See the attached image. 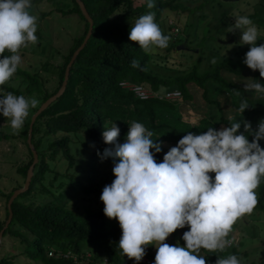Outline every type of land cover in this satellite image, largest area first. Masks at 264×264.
<instances>
[{
  "label": "trees",
  "instance_id": "trees-1",
  "mask_svg": "<svg viewBox=\"0 0 264 264\" xmlns=\"http://www.w3.org/2000/svg\"><path fill=\"white\" fill-rule=\"evenodd\" d=\"M44 1L31 0V3L37 5ZM72 1V9L67 12L58 9L56 13L80 17L84 28L82 33L74 38L63 65L58 68V83L55 89L48 91L40 73H29L19 66L14 75L23 79L25 90L0 85L6 93L17 96H24V92L29 96L39 94L41 104L34 108L33 115L61 89L66 67L88 33L90 24L77 2ZM82 1L94 21L93 33L71 69L66 91L34 124L32 143L38 153L39 163L35 167L29 190L12 204L13 219L3 236V241L7 236L17 241L13 247L17 248L18 254L9 252L3 255L0 257V264H15V260L20 256L43 264H104L106 260L107 264H141V261L129 259L119 248L122 229L118 221L110 220L104 215L103 209L86 211L80 215L70 208L71 202L80 197L100 198L104 186L112 183V178L101 169L113 167L114 161L112 158L101 161L97 152L102 154L108 147L103 142L102 132L111 128L114 123L120 128V143L125 142L133 121L142 123L153 133L151 139L162 145L161 151L155 153L156 161L162 162L164 155L171 147L176 146L187 132L200 134L206 132L209 127L220 130L221 127H228L241 120L250 122L255 130L258 122L264 119V97H255V91L245 92L243 84L224 76L227 73L237 78L246 77V73L251 69L241 58L217 54V57L214 56L217 61L215 64L210 63L208 68L201 69L199 64L187 66L173 58L171 52L175 47L172 45L164 54L150 49L144 50L129 40L131 26H134L142 15L154 13V22L159 26L163 19L169 18L171 12L186 18V12L196 10L186 6L183 0H153L155 7L151 9L147 7L148 0L139 5L135 4V0ZM217 5L215 8L219 9V15L214 19L219 23L224 22L229 13L221 3L217 2ZM202 7L201 4L199 8ZM53 13L54 11L41 14L39 22ZM205 17L202 15L203 19ZM247 17L257 26L258 31L263 32L258 45L264 43V0H261L253 13ZM176 26L172 23L168 31ZM12 54L7 50L4 56ZM133 60L139 62L138 67H132ZM252 79L264 84V78L260 77L258 70L253 72ZM123 80L143 84L160 93L178 89L182 97L174 101H141L120 87ZM237 91L240 95L236 94ZM245 99L249 108L242 113L239 107ZM31 119L32 117L24 123V129L18 136L0 132V142L14 138L24 141L30 160L17 170L24 180L34 161L28 144ZM240 131H244L243 124ZM83 134L92 146L87 150V155L81 157L72 150L71 135H76L77 140L86 147L82 141ZM248 139L251 142L252 136L249 135ZM259 143L264 148V140ZM62 160L65 166L59 170L58 162ZM115 162L118 163V160ZM209 175L214 179V173ZM22 187L19 186L9 193L0 189V198H4L7 204L6 219L0 223V232L9 218L8 201L13 193ZM255 192L258 203L253 211L259 212L258 218H262L264 178H261ZM36 196L45 201L38 204L28 202ZM189 230L187 225L183 229H177L164 243H179L180 246L185 244L182 236ZM153 248L155 247H146L144 257H150L155 262L156 253L152 252ZM229 248L233 247L226 246L223 252L205 251L203 257L206 264H216L218 256L225 257L227 254L236 255L240 259V253L238 255L235 250L229 252ZM70 252L78 258V263L67 256ZM251 264H264V260Z\"/></svg>",
  "mask_w": 264,
  "mask_h": 264
},
{
  "label": "clouds",
  "instance_id": "clouds-1",
  "mask_svg": "<svg viewBox=\"0 0 264 264\" xmlns=\"http://www.w3.org/2000/svg\"><path fill=\"white\" fill-rule=\"evenodd\" d=\"M147 7H155L153 0H148ZM31 8V0H0V85L17 72L19 49L37 42L38 17L30 13ZM237 30L242 34L240 41L250 46L244 64L264 78V43L257 44V26L249 17L238 16L231 32ZM129 40L149 50L153 45L166 48L169 37L154 22V13H148L131 26ZM5 50L13 54L4 56ZM216 62L215 58L211 61ZM131 63L132 67L139 66L136 60ZM252 81L244 84L243 90L264 94V84ZM37 103L35 98L9 92L0 98V115L10 118L13 129H20L30 106L34 108ZM248 108L245 99L239 111ZM152 135L136 121L129 126L124 143L118 141L120 128L116 123L102 132L108 147L97 155L101 161L113 159L115 176L100 196L104 215L118 221L122 229L119 248L129 259L141 261L146 246L155 244L154 264H206L199 250L223 252L231 244L227 236L234 223L258 203L255 190L264 178V148L259 143L264 140V119L255 130L250 122L241 120L220 130L209 127L200 134L187 132L162 162L155 159L162 145L155 143ZM209 173L215 174L214 179ZM186 225L190 229L182 236L186 246L164 243ZM216 264L241 262L236 255H229L218 256Z\"/></svg>",
  "mask_w": 264,
  "mask_h": 264
},
{
  "label": "rangeland",
  "instance_id": "rangeland-1",
  "mask_svg": "<svg viewBox=\"0 0 264 264\" xmlns=\"http://www.w3.org/2000/svg\"><path fill=\"white\" fill-rule=\"evenodd\" d=\"M143 1L144 0H135V4L139 5ZM206 1L207 0H183L186 6L196 10L194 12H186V18L176 15V12L169 13V18L163 19L159 24L162 33L169 37L168 46L166 48H158L153 45L150 50L165 54L172 45L175 47L171 52L173 58L175 57L187 66L199 64L201 69L208 68L212 59L217 57V54L220 56L239 57L244 60L250 46L240 41L242 34L239 30L233 33L231 29L238 16H247L253 13L256 5L261 0H240L238 2H223L222 0H214L211 2L212 0H209L208 3ZM217 2L221 3L224 10L229 13V17L225 18L224 22L220 23L214 19L219 15V9L215 8L218 6ZM201 4L203 7L200 9L199 6ZM73 7L74 4L72 0H45L42 4L32 5L29 11L31 14L38 17L37 31L35 33L37 42L35 44L28 43L26 47L22 46L18 53H16L21 56V64L19 67L27 70L29 73H40L45 88L50 92L57 86L58 68L63 65L66 54L69 52L74 38L80 35L84 28V23L81 21L80 17L56 13L58 9L67 12ZM51 11H54V13L46 17L44 21L39 22L41 14ZM202 15L206 17L203 19ZM171 23L177 25L176 27L179 28V32H174V29L168 31ZM261 32L262 31H259L257 44L263 37V32ZM231 40L234 41L232 44L221 43ZM181 45L187 47V50L176 51ZM6 52L7 50H5L4 54H6ZM181 52L185 54L180 55ZM47 63L50 65L47 66ZM253 72V70L248 71L244 78H237L227 73H225L224 76L236 83L244 85L252 82ZM4 85L14 89H21L22 91L25 90L26 86L23 79L16 75H13ZM6 94V91L0 88V98ZM261 95L264 97V94L255 92V97ZM24 96L28 99L35 98L38 101L34 108L40 106L41 101L39 94L35 93L29 96L24 92ZM34 108L30 106L28 116L24 123L32 117ZM23 129L24 124L20 129H13L10 124V118H4L0 115V132L2 131L12 136H18ZM82 137V141L86 144V147L77 140L76 135H71V147L74 153L84 157L87 155V150H89L92 145L84 134ZM29 160V152L22 139L14 138L9 141L0 142V189L2 191L9 193L19 186H24L25 180L18 174L17 170ZM58 165V169L62 170L65 166L64 160H62V162L59 161ZM112 169L113 167L101 169L112 178L111 182L115 179ZM39 198L38 196L33 197L29 199L28 202H35L38 204L39 202L45 201ZM6 205V200L0 198V223L4 222L6 219ZM70 208L75 213L81 215L86 211L104 209V204L100 198L95 196L80 197L71 202ZM258 213L259 212L252 211L240 217L234 223L227 236V239L231 240L233 243L232 246L228 245V247H233L228 249L229 252L235 250L238 255L240 253V261L243 264H251L252 262H261L264 260V217L258 218ZM262 215H264V213H262ZM16 243L17 241L10 236L4 238L0 247V257L9 252L13 255L18 254L17 248L13 247ZM181 246L186 245L182 244ZM146 247H155V244ZM205 251L207 250L200 249V256H204ZM227 256H229V254L225 257ZM15 264L43 263L33 262L24 256H20V258L15 260Z\"/></svg>",
  "mask_w": 264,
  "mask_h": 264
},
{
  "label": "water",
  "instance_id": "water-1",
  "mask_svg": "<svg viewBox=\"0 0 264 264\" xmlns=\"http://www.w3.org/2000/svg\"><path fill=\"white\" fill-rule=\"evenodd\" d=\"M75 1L79 5V7L81 9V12L83 13L84 17L89 22L90 27H89L88 33H87V35H86V37H85L82 45L74 52V54H73V56L71 58V61L69 62V64L66 67L64 82L62 84L61 89L55 95H53L52 97H50L46 102H44L41 105V107L38 109V111L32 116L31 124H30V129H29L28 144H29V147H30V149H31V151L33 153L34 161H33L32 165L30 166V168L28 170V173H27V177H26L24 186L21 189L16 190L13 193V195L11 196V198L9 199V201H8L9 218H8L6 224H5V227L0 232V246H1V243H2V240H3L4 233H5L6 229L9 227V225L12 222V219H13L12 204L14 203V201L20 195L26 193L29 190V188L31 186V183H32V179L34 177L35 167L39 163L38 153H37V151H36V149H35V147H34V145L32 143L34 124L37 121L38 117L45 110H47L54 102H56L64 94V92L66 91V88H67V85H68V81H69V77H70V74H71V69H72L74 63L76 62L78 56L82 52V50L88 44V42H89V40H90V38L92 36V33H93L94 21H93L92 17L90 16V14H89V12H88V10L86 8V5L84 4V2L82 0H75ZM222 1L223 2H238L240 0H222ZM233 42L234 41L231 40L229 42H221V43L222 44H226V43L232 44ZM185 49H186V47L184 45H181V46H179L177 48V51H183Z\"/></svg>",
  "mask_w": 264,
  "mask_h": 264
},
{
  "label": "built area",
  "instance_id": "built-area-1",
  "mask_svg": "<svg viewBox=\"0 0 264 264\" xmlns=\"http://www.w3.org/2000/svg\"><path fill=\"white\" fill-rule=\"evenodd\" d=\"M172 24V23H171ZM174 32H179V29L177 27L173 28ZM120 87L124 90H127L131 92L136 99H139L141 101H147L151 99H159V100H167V101H174L179 100L182 97V93L178 89L170 90L168 92H155L151 90L150 88L144 86L143 84L135 83L130 80H123L120 83ZM229 246H232V241ZM152 252L155 254L157 252V249L153 248ZM67 256L72 258L75 262L78 263V258L72 253H68ZM88 257H90V254H88ZM107 260L104 261V264H107ZM141 264H154L153 260L150 257H144L141 260Z\"/></svg>",
  "mask_w": 264,
  "mask_h": 264
},
{
  "label": "crops",
  "instance_id": "crops-1",
  "mask_svg": "<svg viewBox=\"0 0 264 264\" xmlns=\"http://www.w3.org/2000/svg\"><path fill=\"white\" fill-rule=\"evenodd\" d=\"M155 249H156V247H155Z\"/></svg>",
  "mask_w": 264,
  "mask_h": 264
}]
</instances>
